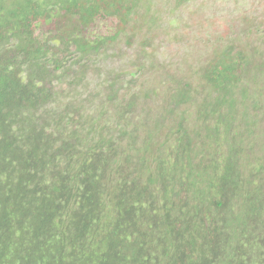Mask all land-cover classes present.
I'll list each match as a JSON object with an SVG mask.
<instances>
[{
	"label": "rangeland",
	"instance_id": "rangeland-1",
	"mask_svg": "<svg viewBox=\"0 0 264 264\" xmlns=\"http://www.w3.org/2000/svg\"><path fill=\"white\" fill-rule=\"evenodd\" d=\"M171 2L142 0L139 11L148 8L145 19L157 26L152 40L151 31L143 25L136 31L135 41L130 45L125 39L126 32L116 42L104 46L96 56L89 57L85 69L71 66L70 73L54 85L52 95L54 92L55 95L44 104L43 117L54 115L61 118H56L46 133L69 139L72 136L70 131L61 134L55 128L68 130L67 118L75 114L81 119L80 125L76 123L79 129L77 150H87L94 145L89 141L94 136L87 129L96 120V111L102 110L103 104L107 106L109 119L101 124L109 128L103 129L101 135L112 137V147L119 154L126 153L128 146H132L134 154L131 159L146 172L178 169L181 171L179 179L184 180L185 167L176 162L165 146L176 147L175 143L180 142L178 138L175 141L174 136L165 135L171 130L168 129L170 126L176 127L178 137L193 148L194 154L207 153V158L196 157V172L213 168L215 163L211 153L215 150L217 154L221 152L228 168L236 169L238 165L243 168L239 194L233 200L234 192L232 202H228H231L230 212L226 214L222 209H216L206 198L197 202L201 199L199 192L203 190V185L198 182L199 173L189 194L169 197L176 203L193 204L182 205L183 208L178 204L166 205L167 216L163 213L156 218L158 223L151 225L143 246L155 263L167 264L172 255H165L162 248L156 247V237L164 240L167 233L162 223L175 221L181 211L191 216L190 211L199 204L207 206L209 211L212 209L219 231L218 254L213 264H264V0H191L180 6ZM144 38L151 42L150 50L148 45L141 43ZM225 46L241 49L250 59L240 63L235 76L240 74L241 81L237 80L236 86L223 97L222 92L214 93L206 75L215 64L213 59ZM224 60L228 63L226 58ZM111 80L118 81V84L108 86ZM110 89H114L117 95L112 102L105 97L111 93ZM171 101L177 107L174 115L168 117L163 113L173 107ZM70 103L79 107L77 111L67 108ZM115 104L132 107L128 114L129 129L119 138L114 130L117 111L114 112L112 106ZM158 117L166 120L161 130ZM157 145L163 146L154 148ZM119 158L115 156V160L119 161ZM119 163L128 165L126 158ZM111 168L117 166L111 164ZM129 170L134 172V177L138 169L132 163ZM118 176V173L110 174L109 182L114 183ZM141 179L145 182L144 173ZM162 187L168 192L166 184ZM156 196L159 203L165 200L157 191ZM256 202L262 208L252 211L249 204ZM218 215L222 218L219 219ZM207 226L208 222L200 228L206 229ZM181 232L184 238L188 236ZM96 238L91 237L86 248L74 250L83 262L97 250ZM201 241L203 238L196 235V244ZM62 247L64 255L73 251L69 234Z\"/></svg>",
	"mask_w": 264,
	"mask_h": 264
},
{
	"label": "trees",
	"instance_id": "trees-1",
	"mask_svg": "<svg viewBox=\"0 0 264 264\" xmlns=\"http://www.w3.org/2000/svg\"><path fill=\"white\" fill-rule=\"evenodd\" d=\"M166 1L180 6L191 0ZM141 2L0 0V188L7 184L0 195L7 199L12 197L14 201L11 211L0 203V264H52L48 242L54 230V215L72 212L73 226L81 233L87 229V222L99 220L107 211L109 196L104 174L113 153L112 137L101 135L103 129L109 128L101 124L109 119L107 106L102 104L103 109L96 111V120L87 129L94 136L89 140L94 145L84 151L77 150L79 117L68 116L66 127L72 136L63 139L45 133L48 123L41 112L46 101L55 95V92L52 95L54 85L70 73L72 65L85 69L89 57L96 56L104 46L116 42L126 32L125 39L130 45L143 25L151 31L152 40L157 26L145 19L148 8L139 11ZM141 43L148 45L149 50L152 48L147 38ZM247 59L250 58L241 49L225 46L213 59L215 64L206 75L207 81L225 97L230 91L228 87L238 80L235 69L241 62H248ZM115 84L118 81L111 80L108 86ZM110 90L105 97L112 102L117 95L114 89ZM67 108L77 111L79 107L70 103ZM112 108L117 111L114 130L119 138L129 129L128 114L132 107L115 104ZM55 118L51 116L52 120ZM57 118L61 119L60 116ZM55 131L62 134L66 130L55 128ZM66 147L71 149L67 159L58 157ZM158 174L149 176L145 187L136 192L135 188L141 185L138 177L131 182L126 178L118 182V219L113 224L108 223L112 228L108 230L107 248L101 255L95 254L89 264H149L147 259H152L151 253L141 247L143 244L135 235L137 228L133 219L141 208L139 204L142 200L150 208L157 203L154 190L157 182L166 184L169 192L178 193L173 187L172 170ZM225 182V179L219 180L221 195H225ZM15 211L20 212L22 218L30 215V221L29 232L26 235L19 233L14 242L8 218ZM28 236L31 240L25 245ZM207 242L214 244L213 237ZM133 245H137V249L129 252ZM53 248L56 250L55 244ZM178 248L173 251L162 248L165 255H172L167 264L196 262L192 254L195 249L193 237ZM202 248L204 242L199 245V257L205 261ZM10 250L25 257L8 258L6 253ZM212 252L215 255L214 249Z\"/></svg>",
	"mask_w": 264,
	"mask_h": 264
},
{
	"label": "clouds",
	"instance_id": "clouds-1",
	"mask_svg": "<svg viewBox=\"0 0 264 264\" xmlns=\"http://www.w3.org/2000/svg\"><path fill=\"white\" fill-rule=\"evenodd\" d=\"M239 71V68L237 67L234 71V74H237ZM238 74V81H241ZM209 83V82H208ZM237 82H235L233 85L229 86V89H233L236 86ZM214 87V86H213ZM215 92L218 93L221 90H218L216 87H214ZM171 104L173 107L165 109L164 113L168 117L174 115V109L177 107V104L175 102L171 101ZM114 111V109H113ZM115 112V111H114ZM41 116L43 119L47 120V126L45 128V133L48 130V127L51 123H54L55 119L52 120L51 116L46 115V117H43L44 111L41 112ZM116 114V116H115ZM114 118L116 120L117 112H115ZM183 115V114H182ZM69 116H75V114H71ZM185 118V116L183 115ZM158 121V127L161 130L165 124L166 120L157 119ZM81 124L80 122L78 123ZM114 125L116 126V122L114 121ZM77 128V127H76ZM175 128V130H173ZM168 129H171L170 131H166L167 133L165 135H171L174 136V139L176 141V138L180 139V142H176L174 146L171 145H165L166 148L169 149V152L173 154L175 157V160L177 163L182 164L185 169L183 170V179H179V173L181 172L178 169H156L152 171H145L141 169L135 162L134 159L132 160L131 157H133L132 152V146H128V151L124 154H119L116 152L112 145L113 153H111L110 157V164L107 166V171L104 174V182L107 183L108 187V205H107V211L104 212L103 215H101L99 220H93L92 222H87V229L83 232L79 233L75 227L73 226V215L70 211H62L56 215H54L53 223H54V230L52 231V238L50 242H48L49 245V252L52 256L50 258L52 264H89L92 258L97 255H101V253L107 248V240L109 239L108 230L112 228L109 226L108 223L113 224L118 219V211L116 208V189L118 182L126 178L128 182H131L135 177H138L140 180L141 185L139 187L135 188L136 191H140L142 188L145 187L147 183V179L149 176H157L158 173H162L165 171L172 170L173 171V187L175 191H178V193L173 192H167V194H163L164 188L162 187V184L160 182H157L154 190L157 191L162 197L165 198V200L162 203H159V200L153 207H146L144 202L139 204V212L137 213L136 217L133 219V222L135 223V226L137 228L135 235L137 238H140L141 245L146 244L144 237L149 234L151 231V225L154 226L157 225L158 221L156 218L163 215L167 216V210L166 205L172 204H178L183 208V206L192 205L193 203H176L171 200H169V197H179L181 196V193H187L189 194L190 186L193 184L196 180V176L198 175V182L203 185V190L199 192L201 195V199L197 202H202L205 200H208L211 202V204L216 209H222L223 213H229L230 212V203L232 202L234 192L236 196L233 200L236 199L238 193V187L242 180V173L243 168L240 167V165L237 166L236 169L228 168L227 161L224 158V156L219 152L217 154V151L215 150L213 153H211V157L215 163V166L213 168H202L201 171L196 172V167L194 164H197L196 157L202 156L207 158V153H203L202 155H197L193 153V148L188 145L183 138L178 137V131L176 130L175 126H170ZM66 131H69L66 130ZM52 134V133H47ZM123 137V136H122ZM65 139V138H63ZM163 145H157L154 148L160 149ZM71 152V149L66 147L62 150V152L59 154L58 157H64L67 159L68 154ZM120 156L119 161H122V158H126L128 161V165H123L119 163V161L115 160V156ZM135 164L137 166L138 170H135V176H132V171L129 170L131 164ZM111 164H115L117 166L116 169L111 168ZM129 167V168H128ZM209 170V171H208ZM112 173H118V178L115 180L114 183L109 182L108 176ZM144 173V176L146 178L145 182H142L141 174ZM206 173V174H205ZM232 177V180H231ZM132 178V179H130ZM225 179L226 182L224 184L223 193L225 192V195L219 194L218 187L220 185L219 180ZM5 182L4 177H2V183ZM111 185H109V183ZM185 185V186H184ZM7 187V184H3L0 188V191H5V188ZM182 189L183 191H181ZM241 190V188H239ZM249 193V192H246ZM206 198L205 200H203ZM142 199V197H141ZM231 201L230 203H228ZM0 203L4 206L8 207V210L11 211V209L14 207V201L12 200V197L10 199H7L0 195ZM183 205V206H182ZM250 209L252 211H257L262 208V205L260 203L252 204L250 203ZM160 210L162 213H160ZM147 211V213H146ZM192 213L191 216L189 214L183 213L181 211L179 215L175 216V221H167V223H162L165 225V229L167 233H165L164 240H162L160 237H156L158 243L156 245L157 248L161 249L166 246H170V251H173L175 248H178L180 245H184V242L190 237H193L194 239V245L195 249L192 250V254L196 259V262L190 263V264H213L214 261H216V255L218 254V245H219V231L218 227L215 226V218L212 215V209L209 211V208L207 206H200L199 204H196L192 210L190 211ZM153 218L155 219V222L153 221ZM218 218L221 219L222 217L218 215ZM9 221L11 224V228L13 230V241L15 242V239L18 237L19 233L25 232V235L29 232V221H30V215H26L22 218L20 212L15 211L12 215L9 216ZM20 222V223H18ZM206 222H208V226L206 229L200 228L205 226ZM125 225L127 226L128 223L126 222ZM197 225V226H196ZM183 228H182V227ZM199 226V227H198ZM191 230V232H189ZM140 231H143L140 236ZM181 231H184L188 234L186 238L183 237V233ZM69 234V240L72 244L73 251L69 254H63V247L62 243L63 240L67 237ZM201 236L203 238V241L196 244L195 242V236ZM96 236V242L98 243L97 250L91 254L90 258H87L84 260V262L81 260L78 253L74 254V250H81L86 248L90 241L91 237ZM210 237H213L214 244H211L207 242V239ZM41 238H39L40 240ZM31 240V238L28 236L24 240V244L27 245L28 242ZM162 240V241H161ZM204 242V248L203 253L205 256V261H202L199 257L200 250L199 245H203ZM55 244L56 250H54L53 245ZM141 246L143 249H146L144 246ZM152 245V244H149ZM148 245V246H149ZM188 248V247H187ZM137 249V245H133L130 247L129 252H133V250ZM167 251L169 249L166 247ZM182 249V248H178ZM214 249V254L212 250ZM55 253H58L55 256ZM18 255L25 257L24 254L19 252H14L10 250L6 253V256L8 258H16ZM210 255L212 258H210ZM149 264H158L155 263L153 258L147 259ZM217 263V262H216Z\"/></svg>",
	"mask_w": 264,
	"mask_h": 264
},
{
	"label": "bare ground",
	"instance_id": "bare-ground-1",
	"mask_svg": "<svg viewBox=\"0 0 264 264\" xmlns=\"http://www.w3.org/2000/svg\"><path fill=\"white\" fill-rule=\"evenodd\" d=\"M14 209V208H13ZM133 214V213H132ZM40 253V252H39ZM65 254H66V252H65ZM44 255V254H43ZM48 256V255H47ZM46 259V258H45ZM45 261V260H44ZM10 262V261H9ZM11 264V263H10Z\"/></svg>",
	"mask_w": 264,
	"mask_h": 264
}]
</instances>
